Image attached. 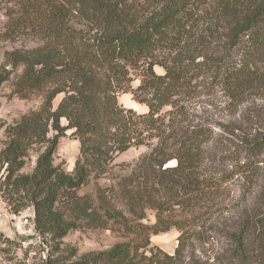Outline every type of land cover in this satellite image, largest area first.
<instances>
[{"label": "trees", "instance_id": "16d2710c", "mask_svg": "<svg viewBox=\"0 0 264 264\" xmlns=\"http://www.w3.org/2000/svg\"><path fill=\"white\" fill-rule=\"evenodd\" d=\"M5 2L3 39L35 46L5 52L0 89L39 106L5 128L0 192L14 213L33 209L35 231L53 243L46 264H180L197 227L199 236L223 237L211 264L264 263V194L233 220L221 208L233 178L227 166L248 180L258 175L264 118L244 128L197 113H232L264 95V0ZM124 94L148 111L125 108ZM216 129L232 141L225 154ZM67 133L79 142L73 172L55 163ZM140 147L147 151L135 163H116ZM90 185L94 193H81ZM82 229L122 241L79 257L63 239ZM172 229L180 232L173 255L152 246V236Z\"/></svg>", "mask_w": 264, "mask_h": 264}, {"label": "rangeland", "instance_id": "374dc122", "mask_svg": "<svg viewBox=\"0 0 264 264\" xmlns=\"http://www.w3.org/2000/svg\"><path fill=\"white\" fill-rule=\"evenodd\" d=\"M6 2L0 0V65L4 61V54L6 51H11L16 48L33 47L35 44L27 43L24 40L11 41L3 39L2 34L8 22L6 16ZM156 72L163 75L165 72L161 67H156ZM61 96L54 100L56 107L60 102ZM120 103L125 108L135 110L137 113L144 114L148 108L144 104L136 102L130 94H124L120 97ZM39 106V101H27L11 95L9 85L0 89V124L5 127L0 131V150L4 146L6 140L5 128L19 119L26 112L35 109ZM197 113L204 119H212L213 123H222L225 125H235L236 127L255 126L259 116L264 118V95H253L244 105L238 107L232 113L222 109V106L217 108H208L207 110L197 108ZM233 122H232V121ZM65 124V121H63ZM228 138V140H227ZM227 134L216 129V147L218 146L219 153H224L230 149L233 144L229 141ZM147 151L146 147L133 148L126 153L120 155L116 159L117 164L131 165L135 163L139 157ZM225 154V153H224ZM79 155V142L67 133L59 141L58 152L56 154L55 163L64 165L68 172H73L77 156ZM258 160V161H257ZM259 170L258 175L253 179H246L241 174H237L235 167L227 166L226 171H231L233 178H228L225 183L224 194L227 200L222 205V212L224 214L232 213V220L235 219L236 213L242 209L243 205L250 207L255 206V201L260 200L264 194V153H261L257 158ZM36 156H32L26 167L22 170L23 173H31L35 167ZM174 163H172L173 165ZM257 167V168H258ZM3 173L0 172V180ZM81 193H94V186L84 188ZM219 210V209H218ZM217 209L211 212L219 214ZM228 215H225V218ZM222 218L221 222L225 220ZM229 217L227 220L231 221ZM150 223H155L156 218L154 213L149 215ZM230 223V222H229ZM190 224L195 223L191 220ZM211 228L210 223L206 228ZM203 229H192V240L189 247L184 253L183 261L180 264H211L216 255L219 254L222 244L221 233H216V230H209L206 234L199 232ZM180 232L172 229L165 233H160L151 237L152 246L159 247L167 254L173 255L179 245ZM205 237V238H203ZM122 241L121 237L105 229H82L71 231L63 242L68 247L75 248L78 256H83L89 253H97L109 250L116 243ZM53 243L48 238L42 237L34 229V212L32 208L22 210L16 214L11 210L9 205L2 199L0 192V264H46L48 254H52ZM58 253L52 255V258H57ZM264 264V263H262Z\"/></svg>", "mask_w": 264, "mask_h": 264}]
</instances>
